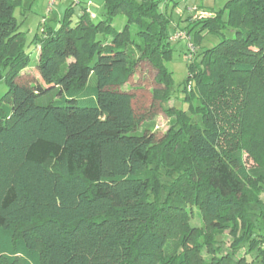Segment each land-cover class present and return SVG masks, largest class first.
<instances>
[{
	"label": "trees",
	"instance_id": "16d2710c",
	"mask_svg": "<svg viewBox=\"0 0 264 264\" xmlns=\"http://www.w3.org/2000/svg\"><path fill=\"white\" fill-rule=\"evenodd\" d=\"M19 4L0 0L8 88L0 96V264H264V0H228L190 18L186 32L198 28L191 37L201 52L182 89L190 110H173L172 133L161 141L140 130L134 94L122 88L146 59L166 99L173 93L162 63L172 50L170 20L157 0H105L104 19L94 22L84 8L74 24L72 3L55 27L46 20L44 35L30 41L44 84L28 85L18 81L31 60ZM120 13L127 24L113 31ZM227 27L232 37L199 50L203 30ZM153 97L162 102L160 92ZM245 152L258 168H248ZM169 165V193L151 192L154 171ZM194 208L212 234L228 230V251L192 226ZM172 241L212 254L167 255Z\"/></svg>",
	"mask_w": 264,
	"mask_h": 264
},
{
	"label": "rangeland",
	"instance_id": "374dc122",
	"mask_svg": "<svg viewBox=\"0 0 264 264\" xmlns=\"http://www.w3.org/2000/svg\"><path fill=\"white\" fill-rule=\"evenodd\" d=\"M160 4V11L170 20L166 33L169 36L170 47L172 50L169 52L168 56L162 57V63L167 68L172 85V95L166 99V92L164 91L165 86L158 81L157 69L150 63V61L144 59L140 60L136 66L134 74L130 77L129 82L125 84L123 89H130L134 94L133 107L138 116L143 118L140 130H147L148 132H153L155 134L156 140H164L168 138L172 133V118H176L175 112L173 110L182 109L185 111L190 110L189 102L183 100L182 89L186 83L187 76L189 74V64H191L192 59L186 58L187 51V40L186 39H175L173 36L176 31L183 30L188 31L190 25V18L196 19L200 17L211 16L215 12H219L224 8L228 0H157ZM48 0H20V4L15 9V16L20 22V28L26 33L29 40L28 52L31 56L29 66L23 70L24 74L18 81L22 84H44L40 74L37 69V60L39 54V47L35 45L32 39L35 34L43 36L45 25L42 20L46 18L49 25L56 26L64 17L66 9L74 3V10L72 13L73 24L78 21L81 16L83 9L88 6L90 8V14L94 13L96 17L93 18L94 22H98L105 18V0H58L53 8V11L47 14ZM227 18V11L223 12V19ZM127 24L126 15L120 13L116 15L112 22L113 31L122 30ZM186 28V29H185ZM198 28L192 30L193 38L198 32ZM187 35H189L187 33ZM191 35V36H192ZM202 40L198 45L200 51L204 49L211 48L217 45L223 37H232L234 35V30L227 27L222 31V34H217L209 32L208 30H203L201 32ZM192 38V37H191ZM109 39V38H108ZM134 57L138 58L141 55V51L133 49ZM200 53L197 51L194 58L199 59ZM31 81V82H30ZM94 83V79L91 80ZM8 90L6 84L0 81V96ZM190 90V85L188 86ZM153 92H160L162 102L156 101L153 97ZM196 105V103H193ZM176 108V109H175ZM191 119L193 121H200L198 116L192 115L190 113ZM158 149V148H157ZM154 155L156 159L161 155V150L159 149ZM163 156V155H162ZM167 163L171 165L169 161L173 159L170 155H167ZM245 159L249 169H256L259 167L258 161L251 157L245 152ZM169 160V161H168ZM177 159H175L176 161ZM175 161L172 163L176 165ZM169 165V169L164 167L157 168L154 171L155 180L153 184V190L151 192H158V189L162 196L169 193L167 186L170 185V177L172 168ZM174 165V166H175ZM262 198L264 200V190L262 192ZM250 211L253 214V219L257 221L258 207L251 205ZM195 215L191 217L190 221L192 226L200 227L204 233L213 236V241H215L214 247H223L225 250L230 249L231 244V234L228 230L221 233L212 234L211 227L208 226L207 219L203 218L199 214V210L194 208ZM195 243L188 245V250L186 246H179L175 241H172V245L167 250V255L177 254L179 251H187L193 253V258L198 259V257H203L204 260H208L212 253H209L206 247L198 253L196 251ZM256 252L246 254L248 261L255 259ZM257 264V263H255Z\"/></svg>",
	"mask_w": 264,
	"mask_h": 264
},
{
	"label": "built area",
	"instance_id": "2783aa9c",
	"mask_svg": "<svg viewBox=\"0 0 264 264\" xmlns=\"http://www.w3.org/2000/svg\"><path fill=\"white\" fill-rule=\"evenodd\" d=\"M58 0H48L46 11L47 14L53 11V8ZM43 22L46 21V18L42 20ZM175 39H186L187 40V53L186 58L191 60L193 59L195 53L197 52V47L193 42L190 35H187V32L183 30H178L175 32L174 36Z\"/></svg>",
	"mask_w": 264,
	"mask_h": 264
},
{
	"label": "crops",
	"instance_id": "0c3cea01",
	"mask_svg": "<svg viewBox=\"0 0 264 264\" xmlns=\"http://www.w3.org/2000/svg\"><path fill=\"white\" fill-rule=\"evenodd\" d=\"M85 8H86L89 12H91V11H90V8H89L88 6H86ZM92 17L94 18V17H96V15H95L94 13H92Z\"/></svg>",
	"mask_w": 264,
	"mask_h": 264
}]
</instances>
